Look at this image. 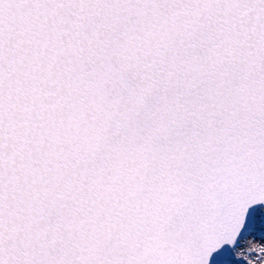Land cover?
<instances>
[{
    "label": "snow or ice",
    "instance_id": "snow-or-ice-1",
    "mask_svg": "<svg viewBox=\"0 0 264 264\" xmlns=\"http://www.w3.org/2000/svg\"><path fill=\"white\" fill-rule=\"evenodd\" d=\"M0 264H264V0H0Z\"/></svg>",
    "mask_w": 264,
    "mask_h": 264
}]
</instances>
